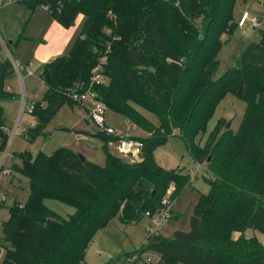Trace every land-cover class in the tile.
Here are the masks:
<instances>
[{
  "label": "trees",
  "instance_id": "1",
  "mask_svg": "<svg viewBox=\"0 0 264 264\" xmlns=\"http://www.w3.org/2000/svg\"><path fill=\"white\" fill-rule=\"evenodd\" d=\"M24 3L30 10L47 7L52 19L66 28L74 25L77 15L83 17L68 53L42 66L39 78L45 91L35 102L33 126L22 130L25 138H36L58 109L70 103V92L90 86L104 110L121 113L148 134L136 136L143 143L139 163H125L106 151L102 166L81 161L68 148L51 155L21 152L16 171L27 178L28 192L23 205L10 206L1 223L0 264H87L85 250L100 227L115 217L129 224L146 212L153 216L173 184L171 197L177 199L189 174L145 161L146 152L152 154L174 134L197 163L206 155L204 164L212 174L207 179L209 193L194 204L189 231L147 236L132 254L140 257L153 251L159 256L157 264H264V243L254 234L245 236L249 229L264 235V31H259L260 40L244 45L235 64L215 75L218 52L225 43L222 35L237 26L233 20L237 0ZM259 16L264 27V15ZM102 57L104 81L91 85L92 69ZM12 74L0 55V152L7 137L1 102L11 98L4 79ZM230 92L245 106L238 129L210 133L213 138L195 148L217 104ZM135 108L157 116L156 130L138 119L143 116ZM95 136L105 147L117 138L99 132ZM53 199L73 207V213L67 219L57 216L44 202Z\"/></svg>",
  "mask_w": 264,
  "mask_h": 264
},
{
  "label": "rangeland",
  "instance_id": "2",
  "mask_svg": "<svg viewBox=\"0 0 264 264\" xmlns=\"http://www.w3.org/2000/svg\"><path fill=\"white\" fill-rule=\"evenodd\" d=\"M24 0H12L10 3H5L0 9V32L3 38L7 42L11 41L10 53L22 63L30 62V67L25 65L24 68L34 72L33 76H28L26 71H22L23 82L25 83L24 94L28 100L34 98L33 95L36 91L38 100L41 98V94L45 91L44 84H40L38 75L40 74L43 66V54L39 51L38 46L46 44L48 38L46 34L51 24L50 15L48 11L43 7H37L30 16L29 9L23 4ZM247 11L250 15L258 16L264 15V0H237V3L233 10V20L236 23L241 17L242 12ZM83 17L77 15L74 25L67 31L70 34V38L63 43L62 52L58 54L68 53V49L71 43L76 39L77 34L83 24ZM261 28V29H260ZM258 30H253L251 25L246 22L243 26H235L230 32L222 35V40H225L218 52L219 66L215 75H220L226 71L231 65L236 63V59L244 50V45L247 42H257L261 38L260 30L264 31V27H260ZM59 38L52 39L55 45L60 42ZM61 41V40H60ZM16 44V45H14ZM10 48V47H9ZM4 56V55H3ZM58 57V55H51L50 58ZM2 57V56H1ZM3 59V57H2ZM41 81V80H40ZM5 89L10 86L11 98L4 99L1 102V108L5 116V124L2 128L6 131L7 135L10 134L15 121L18 118V111L20 108V94L21 87L17 81L14 73L4 79ZM8 85V86H7ZM36 90L34 91V89ZM8 91V90H7ZM34 91V93H32ZM70 103H65L61 106L57 113L51 118L50 122L38 133L33 141H28L22 132L23 129L29 127L28 124H34L35 120L32 115L24 113L20 119V125L18 126L17 135H15L9 146L8 151L10 155L6 160L5 167L11 169V175L8 177L0 178V197L5 196L3 203H0V227L3 221L7 220V214L10 206L14 203L22 206L27 197V178L16 171L17 167L21 166V160L18 155L23 151L30 152L31 155H36L37 152H42L45 155H51L58 148H68L75 153L87 156V159L98 165H104L105 163V151L110 155L117 156L125 163H139L140 161L132 162L129 158H125L120 155L116 143L111 141L105 143L95 136L97 128L92 124L85 125L84 119L87 117L88 109L91 108V104L88 101L80 104L74 103L69 100ZM72 103V104H71ZM138 110L140 120L156 130L158 125L157 116L153 113L142 109ZM245 112L244 102L236 98L231 92L226 94L217 104L214 113L208 119L205 131L198 136L195 140V148L202 147L213 137L216 133L225 130L227 124L228 129L236 131L241 123V119ZM105 124L108 127H113L116 130V136H137L145 137L148 132L140 129L132 123H128L127 119L114 110L105 109ZM218 124V125H217ZM133 125V128H130ZM217 126V127H216ZM67 127V128H66ZM63 128H66L63 129ZM216 128V130H215ZM177 130V129H176ZM27 131V130H26ZM178 132V130H177ZM213 132V133H212ZM84 134L85 137H78L79 134ZM98 133V132H97ZM159 135H165L164 132L158 131ZM211 135L208 137V135ZM100 134V132H99ZM6 135V136H7ZM7 138V137H6ZM105 147V148H104ZM153 154V155H152ZM152 154L145 153V161H154L164 169L172 170L176 169L183 173H188L189 178L187 184L183 187L177 196L171 197L173 190H175L174 184L169 187L163 197L170 199L171 209L174 214V218L165 221L160 232L163 235H171L174 229L182 231H189V219L192 214L194 204L198 201L199 197L209 193V183L207 179L212 177V174L208 167L204 164L206 155L202 156L197 163L193 158L192 153L189 152L187 144L178 135H171L168 137L164 144L157 145ZM154 158V159H153ZM221 172L219 171L217 175ZM46 206L53 211L57 216L64 219L68 218V215L72 214L74 208L70 205H66L57 200H45ZM151 224L150 219L144 216L136 223L122 224L120 220L115 217L110 222L100 227L94 233L90 240L84 254V261L87 264H123V255H131L137 251L144 242V239L148 236V225ZM254 234L259 241L264 243V235L251 229L245 231V236ZM238 234L235 233L233 238ZM1 238V234H0ZM1 241V240H0ZM3 249L0 246V262L2 259ZM149 255L151 261L145 260V256ZM159 256L153 251H145V253L138 257L132 254L129 261L125 264H157L159 263ZM128 260V259H127Z\"/></svg>",
  "mask_w": 264,
  "mask_h": 264
},
{
  "label": "built area",
  "instance_id": "3",
  "mask_svg": "<svg viewBox=\"0 0 264 264\" xmlns=\"http://www.w3.org/2000/svg\"><path fill=\"white\" fill-rule=\"evenodd\" d=\"M12 0H0V9L1 6L5 3H10ZM45 10H47V7H43ZM246 22H248L252 28H258L262 25V21L260 20V16H254L250 15L247 11L242 12L241 17L237 21V26L241 27ZM0 55L5 58L8 63L10 64V67L13 69V73L17 78V81L21 87V94L19 96L20 98V108L18 111V118L14 123V126L12 127V130L10 134L7 135L5 146L0 152V178L1 177H7L11 175V169L9 167H5L6 160L9 157L10 151H8L10 142L12 138L17 135L18 126L20 125V119L24 113H27L29 115L33 114V108L35 105V102L38 100V96L34 93L32 99L28 100L25 98L24 94V83H23V76L22 71L25 70L28 74H32L31 71L28 69L26 70L24 66L20 63L19 60H17L12 53H10V48L7 44V41L1 37L0 35ZM4 55V56H3ZM105 57H102L99 62L94 66L92 69V75H91V85L94 84H101L103 80V69L105 64ZM7 90L10 91V87H7ZM69 99L72 100L75 103H82L85 101L90 102L91 108L88 109L87 112V119L90 124H92L95 128H97L96 132H100L102 134H105L107 136H116V130L113 127H108L105 124V110L104 105L97 99L96 93L91 89V86L87 88L86 90L79 91V92H70L68 94ZM43 103V102H41ZM30 127L33 126V123L29 124ZM78 137H85L84 134L81 133ZM116 143V148L120 155H123L126 159L129 158L132 162H137L141 160L142 156V146L143 143L136 137L131 136H117L116 140L114 141ZM5 200V196L0 197V203H3ZM170 199H167L166 197L163 198L161 201L162 207L159 209L157 213H155L153 216H150L147 212L145 213L146 216L150 219L151 224L148 226L149 234L148 236H153L155 234H159L162 226L164 225L165 221L171 218V204ZM143 255V254H142ZM130 258L126 262L129 261ZM145 260L148 262L151 261L150 256L146 255Z\"/></svg>",
  "mask_w": 264,
  "mask_h": 264
},
{
  "label": "crops",
  "instance_id": "4",
  "mask_svg": "<svg viewBox=\"0 0 264 264\" xmlns=\"http://www.w3.org/2000/svg\"><path fill=\"white\" fill-rule=\"evenodd\" d=\"M24 1H28V0H24ZM24 1H22L23 2V4L25 5V3H24ZM26 6V5H25ZM37 7H41V6H35V8L34 9H32V10H30V8H28L29 9V13H30V16L32 15V13H33V11L37 8ZM45 10V9H44ZM48 14H49V12H48ZM50 15V14H49ZM50 20H51V24H49V28H48V31H47V34H46V38H48V40H47V43L46 44H42V45H39L38 46V49H39V51L40 52H42V54H43V60H44V62H43V65L45 64V63H47L49 60H52V59H54V58H56V57H54V58H50L51 57V55H58V57L60 56V55H62V54H58V53H60V52H62V49H63V46H64V42H65V40H68L71 36H70V34H68L67 33V31L68 32H70L69 31V28H71V26L70 27H63V26H60L58 23H57V21H55L54 19H52V17L50 16ZM0 35H1V37H3V35L1 34V32H0ZM60 39V40H58V42H60L58 45H55L53 42H52V39ZM77 38V37H76ZM5 39V38H4ZM74 42V41H73ZM72 42V43H73ZM72 43H71V45H72ZM7 44H8V46L10 47V49H11V45L13 44V42H11V41H9V42H7ZM70 45V46H71ZM12 50V49H11ZM13 51V50H12ZM64 55V54H63ZM20 63H21V61H20ZM23 65H25V66H27V67H30L31 69H33L32 67H31V65H30V62H28L27 63V65H26V63H22ZM26 74L28 75V76H33V74H34V72H33V74H28L27 72H26ZM38 78H39V75H38ZM39 82L40 83H42L41 81H40V78H39ZM24 83V82H23ZM8 86V85H7ZM10 87V86H9ZM24 87H25V83H24ZM10 89H11V87H10ZM36 90V88L34 89V91ZM11 91H12V89H11ZM34 91L32 92V93H34ZM35 93H36V91H35ZM85 121H87L88 123L86 124L85 123ZM33 123V122H32ZM84 123H85V125H90V123H89V121H88V119H87V117H86V119H84ZM129 123V122H128ZM130 124V123H129ZM29 125V124H28ZM133 125H131V127L130 128H133L132 127ZM80 135V134H79ZM134 137H136V136H134ZM85 158L87 159V156H85ZM88 160V159H87ZM89 161V160H88ZM172 217L171 218H174V214L175 213H173V211H172ZM7 217H8V214H7ZM170 218V219H171ZM149 226V225H148ZM174 230H176V229H174ZM174 230L172 231V233L174 232ZM161 233V232H160ZM172 233H171V235H172ZM162 234V233H161ZM163 235V234H162ZM171 235H169V236H171ZM163 236H166V235H163ZM168 237V236H167ZM2 256H3V254H2ZM123 264H125V262H124V260H123Z\"/></svg>",
  "mask_w": 264,
  "mask_h": 264
},
{
  "label": "water",
  "instance_id": "5",
  "mask_svg": "<svg viewBox=\"0 0 264 264\" xmlns=\"http://www.w3.org/2000/svg\"><path fill=\"white\" fill-rule=\"evenodd\" d=\"M85 123L87 124L88 122L85 121ZM228 127H229V124L226 125V129H228ZM76 154H77V156H79V158H80L81 161H83V160L86 159L85 156H83L82 154H79V153H76Z\"/></svg>",
  "mask_w": 264,
  "mask_h": 264
}]
</instances>
